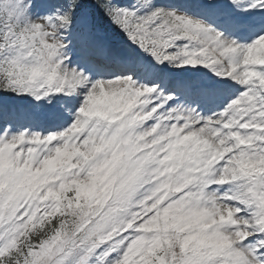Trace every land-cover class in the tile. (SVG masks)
<instances>
[{
	"label": "snow or ice",
	"instance_id": "snow-or-ice-1",
	"mask_svg": "<svg viewBox=\"0 0 264 264\" xmlns=\"http://www.w3.org/2000/svg\"><path fill=\"white\" fill-rule=\"evenodd\" d=\"M0 264H264V0H0Z\"/></svg>",
	"mask_w": 264,
	"mask_h": 264
},
{
	"label": "rangeland",
	"instance_id": "rangeland-1",
	"mask_svg": "<svg viewBox=\"0 0 264 264\" xmlns=\"http://www.w3.org/2000/svg\"><path fill=\"white\" fill-rule=\"evenodd\" d=\"M113 35V33L111 32V36Z\"/></svg>",
	"mask_w": 264,
	"mask_h": 264
}]
</instances>
